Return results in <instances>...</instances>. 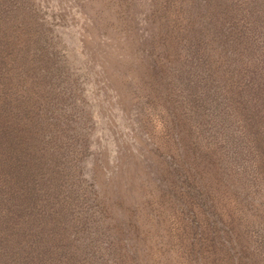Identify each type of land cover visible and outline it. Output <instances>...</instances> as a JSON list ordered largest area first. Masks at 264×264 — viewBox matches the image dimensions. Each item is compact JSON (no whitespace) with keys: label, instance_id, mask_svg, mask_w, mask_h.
I'll list each match as a JSON object with an SVG mask.
<instances>
[{"label":"rangeland","instance_id":"1","mask_svg":"<svg viewBox=\"0 0 264 264\" xmlns=\"http://www.w3.org/2000/svg\"><path fill=\"white\" fill-rule=\"evenodd\" d=\"M17 16L1 24L13 123L60 151L78 264H264V0H21Z\"/></svg>","mask_w":264,"mask_h":264},{"label":"trees","instance_id":"2","mask_svg":"<svg viewBox=\"0 0 264 264\" xmlns=\"http://www.w3.org/2000/svg\"><path fill=\"white\" fill-rule=\"evenodd\" d=\"M11 1L0 0V264H62L66 246L72 248L68 251L71 264H78L76 222L69 217L70 207H65L66 199L73 200L61 190L63 178L55 169L62 165L60 151L48 158L38 155L31 146L32 133L25 131L20 137L13 123L19 116L15 95L19 81L15 77L22 73L12 61L16 52L15 40L10 38L14 25H1L19 19L21 0L17 7ZM42 39H36L37 49H44L45 41L39 43ZM38 58L45 57L40 53ZM27 72L25 76L30 74ZM38 79L39 90L47 96L49 79L42 75ZM31 96L29 93L23 99L28 101Z\"/></svg>","mask_w":264,"mask_h":264}]
</instances>
